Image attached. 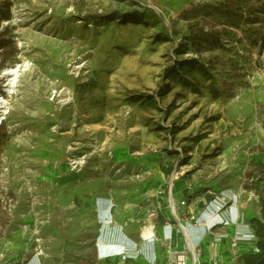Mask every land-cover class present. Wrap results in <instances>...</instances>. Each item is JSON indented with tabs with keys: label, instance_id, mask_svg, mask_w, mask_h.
Instances as JSON below:
<instances>
[{
	"label": "rangeland",
	"instance_id": "rangeland-1",
	"mask_svg": "<svg viewBox=\"0 0 264 264\" xmlns=\"http://www.w3.org/2000/svg\"><path fill=\"white\" fill-rule=\"evenodd\" d=\"M11 2L0 28V264H142L97 259L93 208L113 199L139 238L153 215L172 218L169 166L181 174L176 200L192 185L191 208L238 189L256 237L225 264L258 254L264 0ZM35 37L67 51L55 57ZM17 65L26 72L10 96L5 72Z\"/></svg>",
	"mask_w": 264,
	"mask_h": 264
},
{
	"label": "built area",
	"instance_id": "built-area-1",
	"mask_svg": "<svg viewBox=\"0 0 264 264\" xmlns=\"http://www.w3.org/2000/svg\"><path fill=\"white\" fill-rule=\"evenodd\" d=\"M167 178L170 208L173 204L175 207L172 218L162 226H153L148 221L141 228L137 242L131 238H127L122 244L113 242L105 245L97 241L98 260H119L123 263L142 261L144 264H203L208 250L206 262L220 264L225 252L237 256L243 244L253 242L256 235L245 213L238 207L239 195L230 189L221 190L212 200L203 204L200 213H195L190 211L189 194L194 191L192 185L185 182V194L176 200L175 188L180 183L181 174L174 169ZM203 201V198H198V204ZM113 208L114 203L111 202L110 211ZM103 220L109 221L105 218ZM110 222L112 224V219ZM179 238H182V244L177 248L175 244ZM26 264L43 262L39 255H35Z\"/></svg>",
	"mask_w": 264,
	"mask_h": 264
},
{
	"label": "crops",
	"instance_id": "crops-1",
	"mask_svg": "<svg viewBox=\"0 0 264 264\" xmlns=\"http://www.w3.org/2000/svg\"><path fill=\"white\" fill-rule=\"evenodd\" d=\"M230 190H232L235 194L239 195V197H240L238 189H230ZM183 194H185V192ZM97 200L100 201V202L96 201V204H95V206L93 208L94 209V213H95V221H96V218H99V222H101V220H100L101 216H102L103 219L104 218L105 219L108 218L109 221H107L108 227H102L100 229V235L98 236V238H97L98 234L95 236L94 247H95V255H96V257H97V251H96V243H97V241H99L100 243L101 242H105V243L107 242L108 244H112L113 242H116L118 244H122V242L126 241L127 238H131L132 240H134L136 242L139 241V238H138L137 233H136V231H137L136 229H138L137 226H134V228L129 227V225L132 223L133 219L135 218L132 212H120L118 209H114V208H113L112 211H110L111 202L114 203L113 199H110V198L101 199L99 197V198H97ZM194 204L196 205V207H194V208L190 207V211L191 212L193 211L195 213H200V211L202 210L204 205L203 204H198V202L194 203ZM238 207H239V209L242 212H244V210H242V206H241V202L240 201H239ZM246 218H247V216H246ZM111 219H112V224L110 222ZM247 220H248V218H247ZM165 223L166 222H163V223H161V225L159 223H157V224H159V226H162ZM96 226H97V229H98L99 226H98L97 223H96ZM109 226H110V228L113 230V232L115 234H119V233L124 232L126 234V236L122 237L123 239L120 240V241L116 240V239H113L115 237H110V236H108L107 234L104 233L109 228ZM140 230H141V228H140ZM180 239L181 238H179L176 241L175 245H177V248H180V246L182 244V242H180ZM157 250H158V252L160 251V247L159 246L157 247ZM231 255H232L231 252H225V254L222 257V260H221L220 264H225V260L229 259ZM207 258L208 257L204 258L203 263L208 264L206 262ZM97 259H98V257H97ZM101 262H104V261H101ZM128 263H134V262H128ZM137 263H142L143 264L144 262L140 261V262H137Z\"/></svg>",
	"mask_w": 264,
	"mask_h": 264
},
{
	"label": "bare ground",
	"instance_id": "bare-ground-1",
	"mask_svg": "<svg viewBox=\"0 0 264 264\" xmlns=\"http://www.w3.org/2000/svg\"><path fill=\"white\" fill-rule=\"evenodd\" d=\"M35 40H36L35 42H36L37 47L44 49L46 52H51L55 57H63L64 54L67 51V46H65L64 44L58 43L56 41L55 42L54 41H49V40L42 39V38H39V37H35ZM25 72H26V69L23 70L22 67L19 66V65L15 66L13 68H10V69H8L5 72V75L8 78L7 92H8V94L10 96L16 94L17 89L19 88V86L21 84L22 76H23V74ZM60 97H62L61 102L63 104H68V103H70L72 101V93L70 91L66 90V89H64L61 92ZM3 104H4V102H3ZM74 163L75 164H79V162H74ZM100 198L104 199L106 197H100ZM174 210H175V207H174V204H173L172 207L170 208L169 214L170 215H174ZM100 220H101V222H99V218H96V223L99 226L98 227L97 238L100 235V229L102 227H108L107 220L104 221L102 216H101ZM149 221L151 222V224L153 226H156L157 221H156V216L155 215H153L149 219ZM104 233L107 234L110 237H115L113 239H116V240H119V241L123 239L122 237L126 236V234L124 232L119 233V234H115L113 232V230L110 228V226ZM180 242H182V238L180 239ZM101 243H104L105 245H109L107 242L106 243L105 242H101ZM106 248H108V247H106Z\"/></svg>",
	"mask_w": 264,
	"mask_h": 264
},
{
	"label": "trees",
	"instance_id": "trees-1",
	"mask_svg": "<svg viewBox=\"0 0 264 264\" xmlns=\"http://www.w3.org/2000/svg\"><path fill=\"white\" fill-rule=\"evenodd\" d=\"M12 2L11 0H0V28L2 26L3 22H7L11 20V8H12ZM204 10L210 11V16H214L212 13L217 12V8H204ZM229 25L236 28V26L232 23L229 22ZM5 34L0 33V47H4L5 44L2 42V37H4ZM253 47H257L256 44H252ZM5 62V61H4ZM2 151H1V143H0V157H1ZM173 167L169 166L166 169L167 173L172 172ZM260 231L258 232V237H259V243H258V254L254 253H247L243 254L240 258L239 261L242 264H264V226H260Z\"/></svg>",
	"mask_w": 264,
	"mask_h": 264
}]
</instances>
